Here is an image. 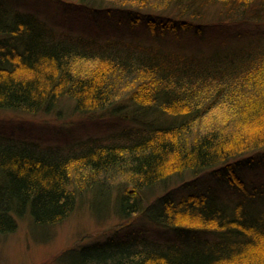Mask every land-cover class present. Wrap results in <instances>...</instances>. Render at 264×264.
<instances>
[{
	"label": "trees",
	"instance_id": "16d2710c",
	"mask_svg": "<svg viewBox=\"0 0 264 264\" xmlns=\"http://www.w3.org/2000/svg\"><path fill=\"white\" fill-rule=\"evenodd\" d=\"M59 1L94 12L105 6L157 34L264 21V0ZM260 40L185 56L156 42L58 33L0 0V109L52 113L69 98L75 113H108L135 125L83 140L69 153L0 138V234L13 232L25 212L40 224L59 222L78 192L100 195L121 180L133 187L118 199L125 218L139 213L178 239L135 233L92 242L69 248L63 264H264V192L247 190L236 172L264 161ZM185 173L195 175L173 185ZM229 175L231 187L245 190L234 204L210 184ZM158 187L162 193L151 196Z\"/></svg>",
	"mask_w": 264,
	"mask_h": 264
},
{
	"label": "rangeland",
	"instance_id": "374dc122",
	"mask_svg": "<svg viewBox=\"0 0 264 264\" xmlns=\"http://www.w3.org/2000/svg\"><path fill=\"white\" fill-rule=\"evenodd\" d=\"M5 1L21 11L36 14L58 33L82 35L99 41L124 38L144 43L156 42L162 45V49L179 51L185 56L207 55L218 49L235 50L258 39L264 41V38H259L264 37V21L226 22L205 25L200 29L157 34L143 23L131 27L124 16L108 12L105 6L98 7L99 10L94 12L69 6L59 0ZM88 1L93 4L92 0ZM73 104L71 99L62 98L52 113L0 109V138L10 143L24 141L54 152L69 153L83 140L110 138L112 134L123 133L135 126L129 119L108 113L95 116L75 113ZM217 116L216 119L223 118V113ZM259 135L258 139L263 142L264 130ZM236 172L247 190L264 192V161L249 167L242 166ZM194 175L185 173L173 185L187 181ZM229 178L230 175L226 180L216 177L210 179V184L219 197L234 204L245 190L239 186L231 187ZM201 186L203 190L208 188L207 182ZM131 188L132 185L119 180L116 186L108 187L100 195L98 191L84 189L78 192L72 212L55 223H37L29 212L17 216L16 229L0 234V264H63L61 255L69 248L107 239L127 238L135 233H143L156 241L178 239L175 231L165 230L163 225L145 219L139 213L130 219L125 218V213L119 209L118 199L130 192ZM159 189L150 190L151 196L161 194L163 189Z\"/></svg>",
	"mask_w": 264,
	"mask_h": 264
}]
</instances>
